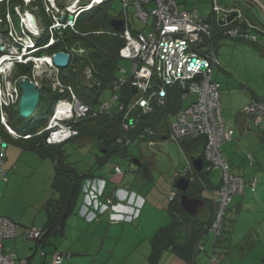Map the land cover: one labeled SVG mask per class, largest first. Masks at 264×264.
<instances>
[{
	"label": "built area",
	"instance_id": "1",
	"mask_svg": "<svg viewBox=\"0 0 264 264\" xmlns=\"http://www.w3.org/2000/svg\"><path fill=\"white\" fill-rule=\"evenodd\" d=\"M25 5L36 0H23ZM102 0H89V3L81 5V0L73 1L72 5L63 7L60 10L56 0H42L44 10L51 18V24L43 31L48 34V41L35 53H31V47H37L36 38L42 36L40 27L41 18L35 13L38 7L23 9L16 6V15L19 18L17 26L13 14L7 10L6 14L0 16V169L4 164V152L8 143L5 142L1 129L11 135L20 138L10 126L8 108L19 103L21 89L19 81L26 77H14L17 65L32 63L33 72L35 65L40 64L41 59L51 68H55L50 56L43 54L38 56L39 51L49 49L58 40V36L67 27L73 25L72 21L65 22V18L72 11L78 13L89 9L91 6ZM124 4L123 10L117 18L124 20V29L121 37L125 40L120 48L119 58L130 62V69L120 66L118 75L111 83L113 95L111 99L98 102V109L94 105L83 102L70 88L71 97L58 100L48 124L42 128L37 135L43 136L44 141L50 145L65 143L79 134L76 123L88 118H95L100 114L111 112L114 102L119 101L117 92L127 84L137 87L133 92L130 110L136 106L149 110L150 100L160 94L161 102L166 92L172 86L179 84L184 92L182 98L186 106L181 110L179 116L173 120L168 128V138L173 141H181L185 138H206L204 158L207 170L221 168L223 172L222 183L219 190V197L216 203L215 215L210 231L216 239L223 238L224 220L233 199L237 195L244 194L248 185L253 190L258 185V177L255 175L250 181L241 175L232 172L229 160L224 157L223 145L234 139L235 131L226 126L223 118L221 102L220 83L213 80V73L216 65L219 64L216 50L206 46L200 49L199 44L205 38L212 37V28L205 21L204 17L191 13L186 9H180L177 0H121ZM3 1H0V4ZM6 2H9L6 0ZM154 3V8L148 11L149 4ZM75 5V7H73ZM71 6V7H70ZM134 8V15L144 24L150 25L153 30L150 32L139 31L132 28L130 23L129 7ZM73 7V10L71 9ZM216 11H222L216 6ZM228 11L225 15L230 14ZM33 17L35 27L29 26L28 21ZM31 22V21H29ZM6 31H4V29ZM232 37L243 36L241 30L230 28L226 31ZM248 37V35H244ZM49 58L51 59L49 61ZM9 65H6V64ZM11 64V65H10ZM125 72L129 75L125 77ZM41 78L46 76L45 72L39 73ZM40 78V79H41ZM53 88H62L58 76L51 80ZM40 84V83H39ZM159 98V96H157ZM122 110V104L119 106ZM244 113L251 120L252 125L264 132V100H252L244 107ZM129 124L124 127L128 129L134 124V119L125 115ZM153 134L150 129L145 130ZM249 130L246 131L248 133ZM144 133V132H143ZM142 133V134H143ZM141 134V135H142ZM143 136V135H142ZM31 135L23 138L28 139ZM131 140L126 144L130 145ZM249 165H255V158L248 154ZM117 174L123 172L120 166L115 169ZM6 179V173L4 172ZM106 187V181L100 178L88 179L84 184V191L87 193L88 205L94 206L95 210L104 211L113 205V197L107 198V203L101 200ZM177 195L176 189H171L169 199L173 200ZM17 224L8 217L0 215V264H27L24 259H17L14 254H7L4 249V241L15 237ZM40 230L27 228V238H38ZM62 255H56L55 261L60 263ZM211 264H215V258H211Z\"/></svg>",
	"mask_w": 264,
	"mask_h": 264
},
{
	"label": "trees",
	"instance_id": "2",
	"mask_svg": "<svg viewBox=\"0 0 264 264\" xmlns=\"http://www.w3.org/2000/svg\"><path fill=\"white\" fill-rule=\"evenodd\" d=\"M8 1V3L6 1L1 2L0 16L3 17L7 10H10L17 26H19V18L16 15L15 7L20 5L24 8L26 5L23 0ZM39 1L42 3V0L33 1L31 4L35 5H31V7L33 8V11L35 7L39 8V14L37 15L41 18L42 24L47 28L51 24L52 20L46 15L44 6L42 5V8H40L37 4ZM109 1L110 0L99 5H95L92 9L82 12L76 19L74 25L71 26L68 24L58 36V41L48 49L49 53L65 51L71 53L72 55L69 65L66 68L58 69V79L62 84V88L54 89L52 81L47 77H43L40 80L39 104L33 115L27 118L20 116L18 103L8 108L9 124L12 129L20 135V138L18 139L24 141V146L26 148L37 150L41 154L50 153L55 163V174L52 180V188L58 196L53 197L48 201L46 206L48 214L46 225L43 229H39L41 233L38 238L32 239L26 237L30 241L47 242L51 236L63 232L69 217L76 212L80 203V198L84 192L85 182L88 179L95 178V169L97 168L98 170V168L100 169L104 166L105 163L112 158V153L127 156L129 154V148L133 143H135V141L138 140H145L148 143H154L155 141L163 139L170 140L168 138L169 125L179 116L181 110L186 106V101L182 98L184 90L179 84H176L168 89L166 96L163 98V102H161L160 94H158L157 96H159V98L157 96L151 98V108L149 110L145 111L144 108L136 106L129 111L131 101L133 100L132 87L130 84L122 87L117 92L120 98L119 101H117L118 104L113 107L111 112L107 114H100L95 118H88L83 121H79L75 125L79 130V134L74 138L87 136L93 137V139L98 142L100 148L105 152V154L98 158L96 168L90 167L85 171H80L76 166L72 165V163H68L66 161L61 147L64 143L59 145H50L44 141L43 136L37 135V133L48 124V121L53 114L56 102L61 99L70 98L71 90L83 102L97 107L100 100L105 101V99H102L104 91L107 89L112 90L111 83L118 76L120 68L121 59L119 58V51L124 45L125 40L121 37L122 31H117L111 26L110 22L112 17L107 14L106 10V4ZM56 2L58 6L65 7V5L59 2V0H56ZM86 2L87 0H81L82 5H85ZM216 6L220 7L219 2L218 0H213L214 10L212 14L207 17L195 12L199 16L204 17L205 21L212 28V37L205 38L203 43L199 44L200 49L202 48V50H204V48L208 46L216 50V42L220 40V38L232 37L225 34L230 28H237L241 30L242 34L244 33V35H248V37L239 35L232 38L241 37L242 39L253 43V45L257 48L261 46L260 44L262 43L258 41V37L249 31V29L259 31L255 25L254 18L245 17L240 8L224 9L219 13L216 11ZM41 9L43 11H41ZM2 10H5L3 14H1ZM231 10L236 13V16L232 19V21L222 24L221 18L223 16L221 14H226ZM67 18L68 17H66L65 20H67ZM48 38L47 32H43L42 36L37 38L38 46H43V44L48 41ZM73 43H81L84 45V47L88 50L87 55L81 56L80 54L74 53L72 51ZM42 52H44V50H41L39 55H41ZM88 70L91 72L92 80L86 82V76L84 74ZM21 76H28L29 78L36 80L34 77L32 63L27 65H17L14 77L20 78ZM254 99L261 100L254 97L247 104ZM121 104L123 106L122 110L119 109ZM244 107L242 109L243 113ZM127 113H129L130 118L134 119V124L130 125L128 129L124 127L125 123L129 124V120L125 119V115ZM177 113H179L178 116L171 120V118ZM244 115L246 117V133L247 130H251L253 125L251 124V118L245 113ZM147 129L152 130L153 134H148L145 131ZM1 134L4 138L5 136L12 137L5 130V128L1 129ZM26 135H31V137L28 139L23 138ZM127 140H131L130 145L126 144ZM176 142L180 143L189 161V166L185 168V176L191 180L188 194L192 197L198 196L203 198L201 194L204 188L213 189L214 187H217L219 191L222 179L220 181V186H212L208 184L210 181L209 174L212 170H207L208 164L204 158L206 138L204 136L198 138H185ZM198 157L203 160V170L200 172H198L193 165V158ZM117 166H115L113 174L117 176L124 175L125 172L121 166L120 167L123 172L121 174L116 173L115 169ZM140 166H142V162L140 163ZM1 171L3 172L4 178L5 171L3 170V166ZM5 173L6 179L4 178V180L8 181L7 172ZM97 178L104 179L101 176H97ZM178 179H180V177H178L175 182H177ZM174 186V189L177 190L176 183ZM116 191L117 190H114L104 198L103 193L101 200L104 203H107V198H112L114 196L113 199L115 201V199H117ZM182 194L183 192L178 189L175 198L170 200L168 208L172 215V223L169 226L161 228L154 237L151 264L155 263L157 259H159L160 251L169 246L172 247L173 251H176L185 258H189L192 253H194L196 247L200 250L204 249L202 245L198 246L197 244L204 233L212 226L215 210L213 218L210 222L197 220L196 217L188 215L182 210ZM217 201L218 199L216 200V203ZM87 206L95 209L92 205L87 204ZM103 212L104 211L98 210L97 213L102 214ZM96 218H98V216ZM219 242V239L214 241V248L217 247ZM58 254L63 256V260L60 263L55 261V256ZM70 256V252H54L52 254V262L54 264H61ZM212 257L215 258V264H220L215 250L208 256V264H211ZM24 260H26L27 264H31V261L28 258Z\"/></svg>",
	"mask_w": 264,
	"mask_h": 264
},
{
	"label": "rangeland",
	"instance_id": "3",
	"mask_svg": "<svg viewBox=\"0 0 264 264\" xmlns=\"http://www.w3.org/2000/svg\"><path fill=\"white\" fill-rule=\"evenodd\" d=\"M73 1L75 0H59L65 7L72 5L71 3H73ZM177 2L180 9H187L191 13L196 12L205 17L210 16L214 10L213 0H177ZM37 4L42 8L40 1L37 2ZM222 4L223 2L219 0L221 10L226 9V7L231 8L237 6V8L243 9L247 17H254L255 25L259 31L253 30V32L258 37V41L262 43L260 44L261 46L257 48L253 43L241 37H223L216 42L217 57L220 63L216 65L213 73V80L221 84L220 93L223 118L226 125H230L235 130L234 143L224 144V157L229 160V155L233 151V158L231 161L229 160L232 172L237 175H242L248 181H250V176V179L255 175L258 177V185L255 190H253L252 186L248 185L247 188L249 189H246L244 194L234 198L231 203L222 232V236H230L232 232L227 230L228 227L231 230L236 224L241 225V223H245L247 220H250L248 215L252 214L256 216L255 223L258 225H261L260 222H262V225L264 223V207L261 208L257 206V208L253 210H246V208L241 209L235 206V202L240 200L242 195L250 193V191L253 193L261 191L260 188L264 183V132L253 126L248 133H245L246 129L244 123L246 117L242 111L244 105L253 97L264 100V12L260 9L261 4H256V7L262 18L258 16L259 14H255L253 8L246 10L250 4H245L244 0H226L225 7ZM62 8L63 7H61L60 10ZM123 8L124 4L121 0H110L106 4L107 14L112 18L118 16ZM153 8L154 3L149 4L148 11H151ZM4 11L5 10H2L1 14H3ZM41 11L43 10L41 9ZM35 13L39 14L38 11H35ZM129 15L133 29L145 32L153 30L150 25L144 24L134 15V8L132 6L129 7ZM40 27L43 31V27L45 26L41 24ZM72 51L81 56H86L88 52L87 48L81 43H73ZM47 53H49V51ZM120 66H124L129 70L130 62L121 59ZM42 72H45V77L50 80H54L59 74L58 69L51 68L45 63L36 64L34 76L37 80L41 78L39 73ZM84 75L86 76V82L92 80L89 70L85 72ZM118 75H120V73H118ZM127 76L129 75L125 72V77ZM111 96L112 90L107 89L104 91L102 99L109 100ZM117 104V102H114V106H117ZM95 107L98 108L97 106ZM4 139L5 142L8 143V146L5 148L4 152L3 170H8L7 177L10 181V187L8 190L3 186L0 187V208L2 211L11 209L15 215H20L29 219L34 213L32 207L36 203L38 195L41 192L48 190L52 192L53 197L58 196L51 188V183L55 174V163L50 153L41 154L37 150L26 148L24 146V141L15 136H5ZM61 147L66 161L72 163V165L76 166L80 171H85L90 167L96 168L98 158L105 154L98 142L95 141L93 137L89 136L73 138L64 143ZM248 154L254 156V166L249 165L247 159ZM111 156L112 159L108 162L107 166H113L115 162H118L125 172L124 175L133 176L137 174V172L143 171L144 168L149 167V174L155 178L154 183L146 182L141 179V177L136 182L126 179V182L120 187L126 189H131V187L132 189L138 188L137 190L142 192L139 194L140 196L142 195L143 198H145L147 191L151 189L152 194L148 197V202H162L167 206L170 203V191L174 189V180H176L178 176L176 174L183 173L185 168L189 166L188 157L180 143L166 139L155 141L154 143L138 140L129 148V154L127 156L114 153H112ZM19 158H22L21 161ZM132 158L137 161L140 160L142 166L133 162ZM15 162L16 164L18 163V166H15V168H8L9 164L14 165ZM129 167H131V170H129ZM209 175L214 185H217L222 179V170L220 168H214ZM7 182L8 181L4 180L3 172L0 170V184H8ZM109 185L111 187L115 186L114 184ZM142 188L146 190L142 191ZM108 189L109 188L105 189L103 198L109 195ZM203 190L204 192H208L206 188ZM214 193L217 195L216 191H214ZM86 195L87 193L84 191L76 209V214H78L80 206H87ZM249 195L250 194H247L246 197ZM3 200L4 203L2 204ZM256 202L260 201H253V203ZM262 202L264 204V197ZM237 229H239V226ZM254 229L257 232L259 230V238L256 237L255 239L256 249H264V235L262 233L264 227L254 226ZM8 240L4 241L5 252H7L6 249L9 246Z\"/></svg>",
	"mask_w": 264,
	"mask_h": 264
},
{
	"label": "crops",
	"instance_id": "4",
	"mask_svg": "<svg viewBox=\"0 0 264 264\" xmlns=\"http://www.w3.org/2000/svg\"><path fill=\"white\" fill-rule=\"evenodd\" d=\"M220 1L223 2L222 5L225 7L226 0ZM244 2L245 4H250L246 10L253 8L255 14H259L258 16L261 17L256 4H261L260 9L264 12V0H244ZM232 8H237V6L226 7V9ZM244 16L247 17L245 14ZM249 31L254 34L253 29H249ZM178 114L174 115L171 120L175 119ZM227 127L234 130L230 125ZM232 158L233 151L229 155V160L231 161ZM21 159L19 158L20 161ZM111 159L100 169L98 168L97 170L96 168L94 175H96L95 178L101 176L107 181L106 188H109V193L117 190V199H115L113 205L104 210L102 214H98V210L92 209L89 206H80L78 214L75 212L69 217L63 232L51 236L47 242L28 240L25 236V229L27 227L37 229L45 227L48 219L46 206L48 201L53 197L52 192L44 190V192L38 195L37 201L32 207L34 213L29 219L15 215L11 209L2 211L0 208V215L9 217L18 224L15 237L8 240L9 246L6 249L8 253H6L14 254L17 259L28 258L31 264H54L52 262V254L54 252L71 253V256L61 264H151L154 237L161 228L169 226L172 223V215L168 208L169 204L167 206L162 202H148V197L152 194L151 189L147 191L145 200L142 195L140 196L139 193L142 192L138 191V188L132 189L131 187V189H126L120 187L126 182V179L136 182L140 177L146 182L154 183L155 178L149 174V167L144 168L143 171H139L133 176H117L113 174V171L115 166L120 164L115 162L113 166H107ZM132 160L133 162L136 161L134 158ZM138 161V164H140L141 161ZM15 166H18V163L16 164L15 162L14 165L9 164L8 168H15ZM4 170L8 174V170ZM129 170H131V167H129ZM185 174L186 170L183 173H177L176 179L178 177L182 178ZM209 178V185L220 186L221 182L214 185L210 175ZM250 178L251 176L249 180H251ZM7 183H1L0 187L3 186L8 190L10 181L8 180ZM108 183L115 186L111 187ZM173 187L175 186L173 185ZM145 190L142 188V191ZM207 190L208 192H204L203 190L201 194L203 198L195 196V198L201 200V204L198 206L196 214L191 215L203 222H210L213 218L219 194L217 187L213 189L207 188ZM260 190L257 193L249 190L250 193L247 194L250 195L248 197H246L247 194L242 195V198L235 202V206L241 209L246 208V210H253L257 206L263 208L264 204L262 200L264 192L262 191H264V183ZM214 191L217 192V195H215ZM256 200L260 202L253 203ZM3 203L4 200L2 201ZM97 216L98 218H96ZM248 218L250 220L241 223V225L236 224L231 230L228 227L227 230L231 231L232 234L230 236L223 235V238L219 239L220 242L215 248L214 241L216 237L209 229L197 244L198 246L202 245L204 247L203 250L196 247L194 253L189 258H185L176 251H173L172 247L169 246L160 251L159 259L153 264H208V256L214 250L220 264H263L264 249H256L255 239L256 237L259 238V230L257 232L254 226L264 227V223L263 225L262 222H260L261 225L255 223L256 216L252 214L248 215ZM238 226L239 229H237ZM262 233L264 235V230H262Z\"/></svg>",
	"mask_w": 264,
	"mask_h": 264
},
{
	"label": "water",
	"instance_id": "5",
	"mask_svg": "<svg viewBox=\"0 0 264 264\" xmlns=\"http://www.w3.org/2000/svg\"><path fill=\"white\" fill-rule=\"evenodd\" d=\"M235 17V13H232L228 16L227 21H231ZM72 19V16H70ZM111 26L113 29L117 31H121L124 29V20L118 19L116 17L111 19ZM223 24L224 21H221ZM7 28L4 29L6 31ZM72 55L69 52L59 51L56 52L53 57L52 61L57 68H66L71 59ZM40 80H33L28 76L22 78L18 85L21 89V98L18 103V110L20 116L27 118L34 114L39 104V97H40ZM133 92H137V87H133ZM139 163V161H135ZM193 165L195 169L200 172L203 170V160L201 158H193ZM191 180L183 176L182 178L178 179L176 182V188L183 192L181 196V206L182 210L185 211L189 215H195L198 206L201 204V200L199 198L192 197L188 194V189L190 187Z\"/></svg>",
	"mask_w": 264,
	"mask_h": 264
},
{
	"label": "clouds",
	"instance_id": "6",
	"mask_svg": "<svg viewBox=\"0 0 264 264\" xmlns=\"http://www.w3.org/2000/svg\"><path fill=\"white\" fill-rule=\"evenodd\" d=\"M0 1H4V0H0ZM6 1V0H5ZM105 1H108V0H102V1H100L99 3H97V4H95V5H99V4H102V3H104ZM87 3H89V0H87V2L85 3V4H87ZM71 4H73V3H71ZM31 4H29V5H27L26 7H24L23 9L25 10V9H28L29 10V6H30ZM82 5V4H81ZM95 5H93V6H91L89 9H87V10H90V9H92ZM83 6V5H82ZM31 9V8H30ZM87 10H84V11H87ZM187 10V9H186ZM84 11H82V12H84ZM76 12H77V10L76 11H72L71 13H69L68 15H67V20H65V22H69V21H72L73 22V25H74V23H75V18L76 17H78L82 12H80V13H78V15L76 16ZM232 13H235V12H232ZM232 13H230V14H228L227 16L225 15V14H221L223 17H222V20L221 21H224V23L223 24H225L226 22H230V21H227V18H228V16H230ZM37 14V13H36ZM70 16H72V19H70ZM235 16H236V13H235ZM116 18H117V16H116ZM118 19H121V18H118ZM232 21V20H231ZM42 24V23H41ZM43 25V24H42ZM44 26V25H43ZM122 31V30H121ZM37 38H36V44H37ZM58 41V40H57ZM56 41V42H57ZM55 42V43H56ZM53 46V45H52ZM42 47V46H41ZM41 47H39L38 46V44H37V47L35 48L34 46H32L31 47V53H35L36 51H38L39 49L38 48H41ZM51 47V46H50ZM40 52V51H39ZM45 52V53H44ZM44 52H42V54L41 55H39V53H38V56L40 57V56H42L43 54H46V55H48V56H50L51 57V59H52V55L53 54H55V53H47L48 52V49H46V50H44ZM53 62V61H52ZM54 64V63H53ZM55 66V65H54ZM55 68L56 69H59V68H57L56 66H55ZM58 76V75H57ZM132 91H133V89H132ZM70 141V140H69ZM68 142V141H67ZM185 176V175H184ZM178 190V189H177Z\"/></svg>",
	"mask_w": 264,
	"mask_h": 264
},
{
	"label": "bare ground",
	"instance_id": "7",
	"mask_svg": "<svg viewBox=\"0 0 264 264\" xmlns=\"http://www.w3.org/2000/svg\"><path fill=\"white\" fill-rule=\"evenodd\" d=\"M73 7H75V5H74ZM73 7H72V10H73ZM29 21H32V23H33V24L29 25V26H31V27H33V28H36V27H35V22H34V20H31V19H30ZM29 21H28V24L31 23V22H29ZM50 60H51V59L49 58V61H50ZM45 61H46V59L43 58V59H41V61H39V63H40V64H43V62H45Z\"/></svg>",
	"mask_w": 264,
	"mask_h": 264
},
{
	"label": "flooded vegetation",
	"instance_id": "8",
	"mask_svg": "<svg viewBox=\"0 0 264 264\" xmlns=\"http://www.w3.org/2000/svg\"><path fill=\"white\" fill-rule=\"evenodd\" d=\"M41 4L44 6L43 3H41ZM26 6H27V5H26ZM30 7H31V6H29L28 8L30 9ZM31 10H32V9H31ZM77 18H78V17L75 18V21H76ZM30 19H31V20H34V22H35V19H34L33 17H31ZM31 24H33L32 21H31V23H30L29 25H31ZM34 77H35V76H34ZM35 78H36V77H35Z\"/></svg>",
	"mask_w": 264,
	"mask_h": 264
}]
</instances>
